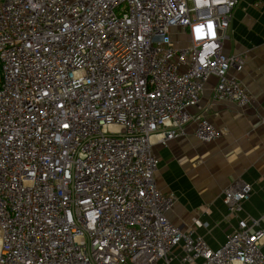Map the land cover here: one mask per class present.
I'll use <instances>...</instances> for the list:
<instances>
[{"label":"built area","instance_id":"obj_1","mask_svg":"<svg viewBox=\"0 0 264 264\" xmlns=\"http://www.w3.org/2000/svg\"><path fill=\"white\" fill-rule=\"evenodd\" d=\"M238 3L0 0V264H264L250 184L225 189L213 249L156 182L155 145L222 136L190 112L212 76L214 102H252L223 50Z\"/></svg>","mask_w":264,"mask_h":264},{"label":"crops","instance_id":"obj_2","mask_svg":"<svg viewBox=\"0 0 264 264\" xmlns=\"http://www.w3.org/2000/svg\"><path fill=\"white\" fill-rule=\"evenodd\" d=\"M227 36L224 53L246 57L238 77L252 95L251 104L239 108L228 101L214 102L217 79L212 76L200 106L190 112L205 114L222 136L203 143L195 137L191 122L184 137L154 146L159 158L157 185L176 196L168 218L180 228L203 235L213 249L225 243L236 226L224 202L229 185L250 184L253 191L243 215L264 214V0H239ZM193 219L203 225L196 226Z\"/></svg>","mask_w":264,"mask_h":264}]
</instances>
